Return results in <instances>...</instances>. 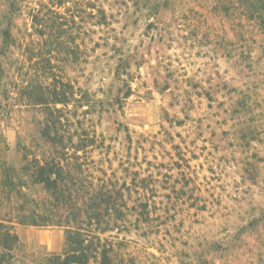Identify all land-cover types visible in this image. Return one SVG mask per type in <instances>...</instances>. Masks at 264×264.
<instances>
[{"label": "rangeland", "instance_id": "374dc122", "mask_svg": "<svg viewBox=\"0 0 264 264\" xmlns=\"http://www.w3.org/2000/svg\"><path fill=\"white\" fill-rule=\"evenodd\" d=\"M249 2L23 3L0 89V230L19 242L3 264L63 251L64 219L19 221L24 205L46 221L63 214L27 175L44 160L77 163L86 189L123 190L122 220L90 228L111 264H264V23ZM33 8L51 24L78 16L75 45L43 47ZM51 113L56 145L42 135Z\"/></svg>", "mask_w": 264, "mask_h": 264}, {"label": "trees", "instance_id": "16d2710c", "mask_svg": "<svg viewBox=\"0 0 264 264\" xmlns=\"http://www.w3.org/2000/svg\"><path fill=\"white\" fill-rule=\"evenodd\" d=\"M26 0H4V9L0 12V89L2 80H8L9 74L4 66V60L16 48V38L13 30L16 26V19L23 9V3ZM61 7L63 4H57ZM249 13L252 18L264 23V3L261 0H252L249 2ZM51 10L43 12L41 9L33 8L30 10L32 18L33 32L40 39L44 46L57 44L58 47L75 45V38L72 31L75 28L76 18L78 16H70V20L63 22H54L50 18ZM102 19L96 22V26L106 24V13L103 9L99 10ZM80 17V16H79ZM51 24V25H50ZM66 36V41L61 39ZM53 37L56 39L53 40ZM68 45V46H67ZM51 51L41 52L42 60L45 56L51 55ZM67 54V52L65 51ZM6 85V84H3ZM66 93V91H65ZM65 93H59L55 90L54 95L64 96V99L55 98V103L68 104L65 98ZM70 95L72 92L69 90ZM4 95H8V90L5 87ZM42 129L43 138L50 144L56 145L58 142L57 132L59 120L53 114L44 122ZM63 161L68 160H44L36 162L34 168H25L27 175L34 184L43 186L49 198L55 201L58 210H62L63 214L50 213L48 221L43 218L37 211L31 210L26 214L25 205L21 207L19 216L20 223L29 222L32 225H45L52 217L64 219V223L68 227L65 234V244L62 253L56 254L47 260V264H94L101 259L99 264H111L110 253L113 251L107 248V244L100 236H95L94 241L90 240V228L96 225V230L99 234H104L115 226L117 221H121L124 217V210H128L126 198L123 195V190L115 191L108 190L105 186L100 189H86L88 185L84 183L83 171L76 163L73 166L71 163ZM65 163V164H64ZM24 169V168H23ZM81 175V176H80ZM25 188V183L21 184ZM33 202V201H32ZM34 202L38 203L36 200ZM17 236L9 231L2 232L0 230V264H3L7 258L11 256L15 247L18 245Z\"/></svg>", "mask_w": 264, "mask_h": 264}]
</instances>
